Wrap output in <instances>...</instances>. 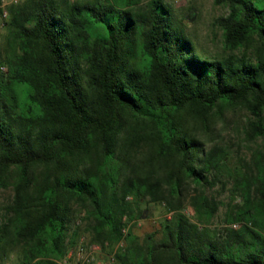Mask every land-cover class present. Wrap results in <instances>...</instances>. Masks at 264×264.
Returning <instances> with one entry per match:
<instances>
[{
    "label": "trees",
    "instance_id": "obj_1",
    "mask_svg": "<svg viewBox=\"0 0 264 264\" xmlns=\"http://www.w3.org/2000/svg\"><path fill=\"white\" fill-rule=\"evenodd\" d=\"M214 1L226 7L215 56L195 51L163 0L6 6L0 264L14 251L18 264H57L71 200L94 239L123 240L116 264H264V0ZM237 108L242 139L262 140L249 155L222 138ZM229 182L242 202L218 230L208 190ZM145 197L169 217L124 232Z\"/></svg>",
    "mask_w": 264,
    "mask_h": 264
},
{
    "label": "rangeland",
    "instance_id": "obj_2",
    "mask_svg": "<svg viewBox=\"0 0 264 264\" xmlns=\"http://www.w3.org/2000/svg\"><path fill=\"white\" fill-rule=\"evenodd\" d=\"M22 0H0V8L6 10V6L11 3H18ZM73 1V0H70ZM172 10L176 22L184 25L185 34L190 38L194 45V49L202 56H215L222 51V30L218 26L216 20L219 16L226 13V7L223 4H217L214 0H163ZM3 14H0V49L2 48L5 24H3ZM2 71L6 70L4 64H0ZM231 115V119L226 125H223L222 138L231 146L233 155L237 156V152L250 153L249 149L256 148L262 140L247 141L242 139L244 136L240 134L241 127L248 117V112L245 109L237 108ZM222 126V123H219ZM221 138V139H222ZM11 186L1 188L0 190V205L3 204L5 198L10 194ZM220 201L218 212L211 220L210 226L213 228L222 229L226 225L227 214L229 209L235 204H241L242 195L237 190H232V183H227L225 186L222 183H217L214 187L208 190ZM131 200L132 197H128ZM70 208L72 215L68 222V229L65 237V251L57 259V264L67 254V250L80 238L87 242H96L103 244V248L98 253L97 264H106L107 259L112 254L114 256L117 250L122 246L123 240L118 241L114 245H108L106 241L94 239L92 232L89 230L88 220L86 219V210L80 204L71 200ZM139 213L135 212L132 218L123 217L125 222V231L129 228L135 234L143 235L146 232L153 231L159 226V221L164 217H169L170 213H166L163 203L151 202L148 197L140 201ZM192 220L196 219L194 211L186 202L182 209ZM141 212V214H140ZM140 214V215H139ZM237 223L230 224L234 227ZM239 228V224H237ZM76 232V235H74ZM264 232V229H263ZM73 237V238H72ZM73 239V240H71ZM72 241V242H71ZM18 253L11 252L6 258L4 264H18ZM67 264H74L70 259Z\"/></svg>",
    "mask_w": 264,
    "mask_h": 264
},
{
    "label": "built area",
    "instance_id": "obj_3",
    "mask_svg": "<svg viewBox=\"0 0 264 264\" xmlns=\"http://www.w3.org/2000/svg\"><path fill=\"white\" fill-rule=\"evenodd\" d=\"M6 16V11H3ZM125 231V229H123ZM103 248V244L96 242H85L82 238L76 241L68 250L66 256L59 261V264H67L72 259L74 264H97L98 253ZM114 256L111 254L106 264H113Z\"/></svg>",
    "mask_w": 264,
    "mask_h": 264
}]
</instances>
